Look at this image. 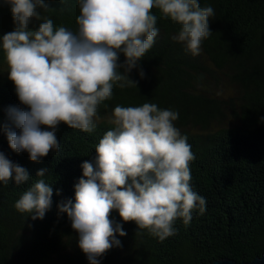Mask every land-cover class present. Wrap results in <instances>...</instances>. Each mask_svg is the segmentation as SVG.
<instances>
[{
    "label": "trees",
    "instance_id": "16d2710c",
    "mask_svg": "<svg viewBox=\"0 0 264 264\" xmlns=\"http://www.w3.org/2000/svg\"><path fill=\"white\" fill-rule=\"evenodd\" d=\"M45 2L50 10L42 15L52 19L54 27L76 31L77 0ZM200 4L212 6L215 15L210 18L212 34L202 42L198 56L171 39L178 26L152 9L160 31L140 62L144 77H139L138 69L129 74L137 88L114 85L112 99L99 106L100 119L92 133L59 124L60 149L39 163L30 161L27 153L12 151L4 134L6 109L23 106L0 51V153L33 179L38 170L48 169L45 179L53 187L50 210L43 220L33 221L14 207L32 181L0 184V264H89L78 247V233L67 215L58 213L57 205L74 199L81 164L94 161L95 146L113 127L108 119L114 107L144 103L179 113L175 126L195 156L189 164L190 183L206 199V211L203 215L193 211L187 226L176 220V234L163 242L112 211L109 219L121 223L126 236H117L120 246L108 250L101 264L241 263L264 255V0ZM13 30L10 7L0 4V37ZM124 60L121 54L118 63ZM222 86L234 96L223 97Z\"/></svg>",
    "mask_w": 264,
    "mask_h": 264
},
{
    "label": "clouds",
    "instance_id": "9594fccd",
    "mask_svg": "<svg viewBox=\"0 0 264 264\" xmlns=\"http://www.w3.org/2000/svg\"><path fill=\"white\" fill-rule=\"evenodd\" d=\"M0 4L10 7L14 29L0 37V51L23 106L6 109L3 131L12 151L27 153L36 163L60 149L59 124L92 133L99 106L112 99L114 85L137 88L129 74L138 69L144 77L140 62L160 31L152 9L178 26L171 39L192 56L200 54L202 42L212 34L210 18L215 15L200 0H77V29L71 31L54 27L42 15L50 10L45 0ZM178 117L177 111L154 103L114 107L108 119L113 127L95 146L94 161L81 164L74 199L57 205L78 233V247L89 264H101L108 250L120 246L117 236H126L123 225L109 219L112 211L160 242L176 234V220L187 226L193 211L205 213L206 199L190 183L189 164L195 156L175 126ZM46 173L41 168L33 179L0 153V184L32 181L14 207L33 221L43 220L52 206L53 187Z\"/></svg>",
    "mask_w": 264,
    "mask_h": 264
},
{
    "label": "water",
    "instance_id": "95a60500",
    "mask_svg": "<svg viewBox=\"0 0 264 264\" xmlns=\"http://www.w3.org/2000/svg\"><path fill=\"white\" fill-rule=\"evenodd\" d=\"M210 264H264V255L261 257H256L255 259L249 262L237 263L233 260H216Z\"/></svg>",
    "mask_w": 264,
    "mask_h": 264
},
{
    "label": "rangeland",
    "instance_id": "374dc122",
    "mask_svg": "<svg viewBox=\"0 0 264 264\" xmlns=\"http://www.w3.org/2000/svg\"><path fill=\"white\" fill-rule=\"evenodd\" d=\"M212 81V83H213V87L215 88V82H214V80H211ZM222 92H220V91H218V92H220L221 94H222V96L223 97H231V96H234V94H233V92H232V90L231 89H226L224 86H222ZM214 91H216L217 92V90L216 89H214Z\"/></svg>",
    "mask_w": 264,
    "mask_h": 264
}]
</instances>
